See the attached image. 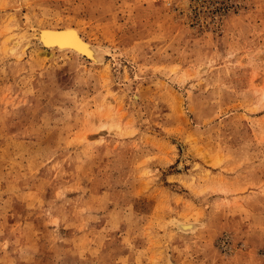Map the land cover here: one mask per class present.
<instances>
[{
	"label": "rangeland",
	"instance_id": "obj_1",
	"mask_svg": "<svg viewBox=\"0 0 264 264\" xmlns=\"http://www.w3.org/2000/svg\"><path fill=\"white\" fill-rule=\"evenodd\" d=\"M173 263L264 264V0H0V264Z\"/></svg>",
	"mask_w": 264,
	"mask_h": 264
},
{
	"label": "bare ground",
	"instance_id": "obj_2",
	"mask_svg": "<svg viewBox=\"0 0 264 264\" xmlns=\"http://www.w3.org/2000/svg\"><path fill=\"white\" fill-rule=\"evenodd\" d=\"M68 33H74V35H67ZM34 34L39 39L43 47H45V52L47 53L58 51L60 53H72L81 57L92 56L93 59L102 56L100 48L91 45L82 35L81 31L78 28L72 27L71 25L61 28L58 27L37 28ZM61 38H68V40L62 46L52 45L54 44L55 39H61ZM70 43L74 44L76 47L75 48L70 47L71 46ZM96 60L98 63L100 62L99 60H101V58H99V60L98 59ZM179 223H180L179 226H181L180 228L185 231L194 230L197 227L195 223L182 222V221H180Z\"/></svg>",
	"mask_w": 264,
	"mask_h": 264
},
{
	"label": "water",
	"instance_id": "obj_3",
	"mask_svg": "<svg viewBox=\"0 0 264 264\" xmlns=\"http://www.w3.org/2000/svg\"><path fill=\"white\" fill-rule=\"evenodd\" d=\"M67 40H68V38H61V39H55L54 41V44H52L53 46H62L64 43H66L67 42ZM70 47H72V48H75L76 46L74 45V44H72V43H70Z\"/></svg>",
	"mask_w": 264,
	"mask_h": 264
},
{
	"label": "snow or ice",
	"instance_id": "obj_4",
	"mask_svg": "<svg viewBox=\"0 0 264 264\" xmlns=\"http://www.w3.org/2000/svg\"><path fill=\"white\" fill-rule=\"evenodd\" d=\"M67 35H74V33H68ZM81 47H83V46H81ZM91 54V53H90ZM53 223H55V222H53Z\"/></svg>",
	"mask_w": 264,
	"mask_h": 264
}]
</instances>
